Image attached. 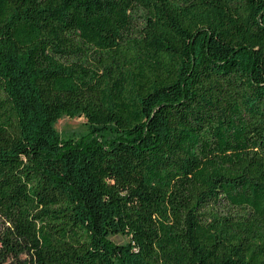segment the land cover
Instances as JSON below:
<instances>
[{
    "label": "trees",
    "instance_id": "16d2710c",
    "mask_svg": "<svg viewBox=\"0 0 264 264\" xmlns=\"http://www.w3.org/2000/svg\"><path fill=\"white\" fill-rule=\"evenodd\" d=\"M0 264H264V0H0Z\"/></svg>",
    "mask_w": 264,
    "mask_h": 264
},
{
    "label": "rangeland",
    "instance_id": "374dc122",
    "mask_svg": "<svg viewBox=\"0 0 264 264\" xmlns=\"http://www.w3.org/2000/svg\"><path fill=\"white\" fill-rule=\"evenodd\" d=\"M55 129L60 137L79 138L89 132V126L83 116L74 118L64 116L57 121ZM111 240L117 244L127 242V238L123 236H113Z\"/></svg>",
    "mask_w": 264,
    "mask_h": 264
}]
</instances>
